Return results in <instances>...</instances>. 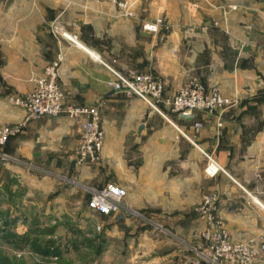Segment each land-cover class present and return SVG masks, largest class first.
Masks as SVG:
<instances>
[{"label":"crops","instance_id":"obj_1","mask_svg":"<svg viewBox=\"0 0 264 264\" xmlns=\"http://www.w3.org/2000/svg\"><path fill=\"white\" fill-rule=\"evenodd\" d=\"M128 1L131 18L99 0L1 1L0 125L21 127L2 148L16 158L0 164V185L5 171L16 172L46 204L43 216L80 212L87 224L107 217L114 233L125 235L123 261L81 264L193 263L191 242L205 224L199 208L205 196L217 194V214L231 235L254 240L264 264V0ZM158 16L169 21L166 27L143 29L144 20ZM61 52L59 84L68 98L102 103L105 142L96 162H76L78 121L27 119L10 101L30 92ZM130 71L161 79L168 95L199 81L234 103L218 113L166 118L114 88L116 73ZM206 154L222 166L215 176L205 172ZM107 183L125 188L124 210L100 215L87 201Z\"/></svg>","mask_w":264,"mask_h":264},{"label":"built area","instance_id":"obj_2","mask_svg":"<svg viewBox=\"0 0 264 264\" xmlns=\"http://www.w3.org/2000/svg\"><path fill=\"white\" fill-rule=\"evenodd\" d=\"M118 7L120 16H135L128 0H99ZM231 8H235L231 5ZM218 25V23L215 22ZM167 26L163 17L144 20L142 27L152 33H158ZM66 34V33H65ZM64 62L61 52L56 59L48 62L43 72L35 79L33 89L24 95L11 98V103L23 108L27 119L41 117H66L80 124V137L75 150L76 162L83 165L96 162L100 158L105 131L102 120V103L96 105L80 104L68 98V94L59 84L60 71ZM264 64V56H263ZM114 88L135 95L146 102L153 110L166 118L168 114L192 118L196 112H222L234 103L224 96L217 86L205 87L199 81H192L178 89L173 95L166 92V83L147 73L130 71L127 74L116 73ZM21 125L0 126V147L16 136ZM195 128L200 123H194ZM3 154L0 153V156ZM205 172L215 176L222 171V166L210 154H206ZM125 188L107 183L102 188L92 191L87 201V208L100 215L121 212L124 209ZM199 214L205 224L197 233V246L194 248L193 263L208 264H259L260 251L254 240H243L233 237L226 227L223 218L217 214V194L204 197Z\"/></svg>","mask_w":264,"mask_h":264},{"label":"rangeland","instance_id":"obj_3","mask_svg":"<svg viewBox=\"0 0 264 264\" xmlns=\"http://www.w3.org/2000/svg\"><path fill=\"white\" fill-rule=\"evenodd\" d=\"M8 1L10 0H5V4ZM3 125L15 124L4 123L0 126ZM2 152L6 153L4 149H0V153ZM15 158L7 153L3 154L0 156V164L12 163ZM28 170L30 169L26 166L25 173ZM5 175L4 188L0 185V264H81L88 260L109 262L127 258L123 248L125 235H119L117 231L114 233L109 218L99 216L95 222L87 224L86 221H80V212H72L74 217L71 218L60 211L54 212L53 216H43L46 204L39 196L37 199L32 196L30 181L22 175L18 178L16 172L5 171ZM144 222L158 233L162 232L152 222ZM169 237L175 243H183L178 235L171 234ZM48 241L55 244L53 249L57 252L50 247L46 248ZM196 246L197 239L194 238L190 247L193 249ZM102 248H105L104 254L100 251ZM108 248L112 251L109 252ZM190 256L192 261L194 255Z\"/></svg>","mask_w":264,"mask_h":264},{"label":"trees","instance_id":"obj_4","mask_svg":"<svg viewBox=\"0 0 264 264\" xmlns=\"http://www.w3.org/2000/svg\"><path fill=\"white\" fill-rule=\"evenodd\" d=\"M4 146H5V145H4ZM4 146H3V147H4ZM3 147H0V149L2 150ZM2 153H3V152H2ZM3 154H4V153H3ZM54 245H55V244L52 243L51 241H48V242L45 244L46 248H49V247H50L52 251H55V250L53 249V248H54ZM55 252H57V250H56Z\"/></svg>","mask_w":264,"mask_h":264},{"label":"water","instance_id":"obj_5","mask_svg":"<svg viewBox=\"0 0 264 264\" xmlns=\"http://www.w3.org/2000/svg\"><path fill=\"white\" fill-rule=\"evenodd\" d=\"M191 264H201V263H191Z\"/></svg>","mask_w":264,"mask_h":264}]
</instances>
